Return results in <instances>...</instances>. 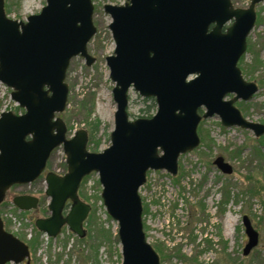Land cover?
Masks as SVG:
<instances>
[{
    "label": "water",
    "instance_id": "water-1",
    "mask_svg": "<svg viewBox=\"0 0 264 264\" xmlns=\"http://www.w3.org/2000/svg\"><path fill=\"white\" fill-rule=\"evenodd\" d=\"M262 1L251 0L247 8L232 0L106 3L116 44L106 60L117 110L110 146L94 152L88 149V130L81 128L69 137L59 115L68 105L66 78L72 58L81 55L89 65L96 60L88 51L97 32L93 0H47L26 21L8 17L5 0H0V81L12 88V98L24 108L19 114H0V204L12 186L40 177L52 152L63 146L68 171L46 173L50 215L35 220L37 229L56 238L68 226L85 237L92 205L82 200L79 189L85 176L98 172L103 203L118 223L122 264H161L143 221L140 188L148 171L166 169L177 175L180 154L200 145L203 118L218 115L225 127L264 135V123L249 120L235 104L251 100L259 90L256 82L244 78L239 61ZM229 21L233 23L223 31ZM131 88L155 98L158 109L152 117L130 118ZM230 94L234 96L227 99ZM201 107L206 108L203 114ZM214 163L225 173L233 172L223 156ZM39 201L31 194L14 197L25 211L37 209ZM244 224L247 255L259 244V233L248 216ZM9 262L32 264L31 250L0 217V264Z\"/></svg>",
    "mask_w": 264,
    "mask_h": 264
},
{
    "label": "rangeland",
    "instance_id": "rangeland-1",
    "mask_svg": "<svg viewBox=\"0 0 264 264\" xmlns=\"http://www.w3.org/2000/svg\"><path fill=\"white\" fill-rule=\"evenodd\" d=\"M125 2L93 0L97 32L88 44V51L96 60L89 65L85 57L75 56L67 72L68 105L59 115L67 124L69 136L81 128L88 130V149L94 152L110 146L117 110L115 82L106 60L114 53L116 44L109 28L112 18L104 5ZM232 2L247 8L251 0ZM46 4L47 0H5V10L8 17L26 21L29 15L40 13ZM256 12V23L239 66L244 78L256 82L259 90L251 100L239 99L235 104L249 120L264 123V1L256 5ZM11 92L12 88L0 81V114L8 110L23 112L17 109L18 103ZM129 95L128 111L132 119L150 117L157 112L156 101L146 113L153 105L151 100L134 88ZM233 96L230 94L227 99ZM205 110L201 107L200 113ZM198 134L200 145L180 154L177 175L166 169L147 173L140 195L149 242L159 253L161 264H264V135L257 137L252 130L240 126L225 127L218 115L203 118ZM95 143H98L96 149ZM218 156L232 165V173L223 172L214 163ZM66 159L63 146L57 147L42 176L31 184L16 185L9 190L0 206L9 231L26 241L27 229L32 225L34 237L37 235L35 219L50 215L45 173L65 174ZM102 189L98 172L83 179L79 195L92 205L85 222L86 236L80 238L68 227L56 238L40 235L37 248L30 247L32 264H122L118 223L107 212ZM22 193L38 196L39 207L28 211L15 208L13 198ZM245 216L259 233V244L247 255L244 254L249 241Z\"/></svg>",
    "mask_w": 264,
    "mask_h": 264
},
{
    "label": "trees",
    "instance_id": "trees-1",
    "mask_svg": "<svg viewBox=\"0 0 264 264\" xmlns=\"http://www.w3.org/2000/svg\"><path fill=\"white\" fill-rule=\"evenodd\" d=\"M149 99L151 100V102L153 103V105H150V106L148 107V109L145 110L146 113H148V111H150V108H151L152 106H155V98H149ZM17 109H20V108L17 107ZM151 116H152V115H151ZM90 144H91V141H90ZM94 145H95V146H94V149H96V148L98 147V143H95ZM85 179H86V178H85ZM36 232H37V235L33 238L32 241L29 242V245H30V247L32 248V250H35V249L37 248V246L39 245V243H41V242L39 241V236L42 235V233H41L40 231H38L37 229H36ZM37 236H38V237H37Z\"/></svg>",
    "mask_w": 264,
    "mask_h": 264
},
{
    "label": "built area",
    "instance_id": "built-area-1",
    "mask_svg": "<svg viewBox=\"0 0 264 264\" xmlns=\"http://www.w3.org/2000/svg\"><path fill=\"white\" fill-rule=\"evenodd\" d=\"M11 215H12V214H11ZM26 234H27L28 239H31V238H32V236H33L32 225L27 229Z\"/></svg>",
    "mask_w": 264,
    "mask_h": 264
},
{
    "label": "flooded vegetation",
    "instance_id": "flooded-vegetation-1",
    "mask_svg": "<svg viewBox=\"0 0 264 264\" xmlns=\"http://www.w3.org/2000/svg\"><path fill=\"white\" fill-rule=\"evenodd\" d=\"M231 23H232V22H231ZM213 26H214V24L211 25L210 29H212ZM227 27H229V25H228V26L225 25L224 28H223V31H226ZM8 193H9V191H8ZM8 193H7V194H8ZM70 203H71V202L68 201V204H70ZM31 263H32V262H31ZM22 264H26V263L23 262Z\"/></svg>",
    "mask_w": 264,
    "mask_h": 264
},
{
    "label": "bare ground",
    "instance_id": "bare-ground-1",
    "mask_svg": "<svg viewBox=\"0 0 264 264\" xmlns=\"http://www.w3.org/2000/svg\"><path fill=\"white\" fill-rule=\"evenodd\" d=\"M227 232H228V228H227ZM228 234V233H227Z\"/></svg>",
    "mask_w": 264,
    "mask_h": 264
}]
</instances>
